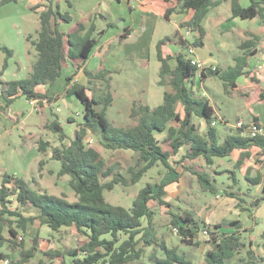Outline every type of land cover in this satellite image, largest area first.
Wrapping results in <instances>:
<instances>
[{
    "label": "trees",
    "instance_id": "16d2710c",
    "mask_svg": "<svg viewBox=\"0 0 264 264\" xmlns=\"http://www.w3.org/2000/svg\"><path fill=\"white\" fill-rule=\"evenodd\" d=\"M223 1H230L231 19H258L264 23V0H252L248 7H243L240 0L160 1V6L165 7L166 21L175 13L194 11L193 18L181 25V30L188 29L194 35V41H188L181 31L159 41L157 57L160 63L159 86L164 88L163 102L155 108L134 102L130 110L132 124L128 126H115L108 118V110L114 103L111 91L114 72L107 69L94 72L83 68L99 40L115 25L110 24L97 31L94 23L87 28L84 22L79 21L71 30L63 32L61 26L73 23L74 18L69 12H61L59 0H46L47 5L39 4L33 8V11L42 7L44 9L38 13L40 29L36 36L26 38V42L36 52L32 72L27 78L3 81L9 66L8 60L14 56V52L8 47H0L7 54L0 70V97L4 100V104H0V114L6 116L8 109L20 97L30 102L35 101L40 108L47 102L51 104L61 99L62 95L53 98L39 93L37 89L40 86H53L62 77L68 63L76 65V73L66 79L68 86L63 96L77 99L83 107V122L78 123L74 138L66 144L68 137L65 129L58 115L51 111L55 119L46 129L58 136L60 145L51 147L49 142L41 140L38 148L43 154L51 149L52 160L61 165L58 177H70L69 185L77 200L70 202L66 196L59 197L34 190L25 178L3 173L0 179V261L11 259L10 255L2 252L7 243L11 244L13 252L20 249L16 264L29 263L36 256L39 251V238H34L33 247L26 249L25 243L19 237L20 232L27 233L30 226L39 221L42 226H47L54 232L75 228L86 237V241L78 249L68 251L72 257L82 255L74 261L75 264H134L141 261L148 250L149 261L144 264H194L187 255L180 253L177 248L169 247L166 240L158 236L155 225L157 212L151 202H157L159 207L169 206L164 200L168 195L167 185L159 186L156 193L155 186L147 183L137 194L130 209L109 203L105 192L113 191L119 185L134 186L154 168L163 167L176 172L177 169L171 165V159L185 151L177 164L183 170L196 175L204 193H223L226 197L243 201L238 197L239 190H233L234 185H238L236 171H226L231 174L230 180L234 185L222 188L217 185L214 174L206 171V168L213 167L217 159L231 157L235 151H246L239 157L236 169L242 167L250 156L248 151L252 148H259L260 155L264 156V135L250 138L237 133L222 140L218 129L213 126L217 121L215 110L210 100L199 94L195 86L196 81H204L210 72L223 83L225 94L241 95L243 92L238 89V82L240 78L253 72L249 69L250 59L257 52L255 47L259 38L254 36L253 40L243 41L239 47L243 54L236 57L235 65L226 70L213 71L208 68L200 71L192 64L188 53L190 46L196 49L204 47L207 35L204 20ZM13 2L17 0H0V9ZM66 2L73 8L70 0ZM171 2L173 5L168 6ZM130 34L131 30L125 29L119 42L127 40ZM171 42L179 45L181 50L175 56H165L162 47ZM173 61L175 66L171 64ZM81 70L88 80L86 86L74 81ZM253 82L257 80L253 79ZM259 101L264 102V92L260 93ZM179 106L182 108L181 112L178 111ZM196 118L205 122L204 129L195 122ZM254 121L262 126L258 117ZM70 122L76 123L73 119ZM161 135L162 141L159 139ZM92 137L97 139L98 144L91 143ZM102 150L138 154L135 164L128 169L129 176L120 171L118 163L109 165ZM199 160L206 166H186V163L193 166ZM40 165L43 166L44 162ZM246 180L252 186H259L263 175L259 174L256 178L246 176ZM262 202L264 195L251 203V207L255 208ZM245 210L251 212V209ZM25 212H35V215L26 216ZM171 215V226L177 229L178 236L187 246H200V242L196 241L197 234L202 230L208 232L209 249L205 252L202 264H229L237 256H241L239 264H264V243L260 245L263 249L260 254L254 249L253 240L247 242L244 232L248 231L242 230L243 224L240 221H224L215 225L212 230V226L196 219L191 211H186L183 215ZM223 228L233 231H219ZM6 229L11 239L5 237ZM65 254L67 255L61 251H49L46 256L55 260ZM39 264L47 262L42 260Z\"/></svg>",
    "mask_w": 264,
    "mask_h": 264
},
{
    "label": "rangeland",
    "instance_id": "374dc122",
    "mask_svg": "<svg viewBox=\"0 0 264 264\" xmlns=\"http://www.w3.org/2000/svg\"><path fill=\"white\" fill-rule=\"evenodd\" d=\"M70 1L78 11L76 12L74 8H70L65 1L62 4L61 12H69L73 16V23L75 24L79 21L84 23L88 22L90 25L94 23L95 19L94 17L90 18V12L93 7H95L98 8V12L100 8H102L107 14L113 15L115 20L112 21L113 23L111 24L115 26L119 24V18H124L133 25V35L128 41L122 43V47L118 49V60L114 62V66H122L121 68L123 71L121 75L113 73L114 79L111 91L114 96V104L108 110V118L115 126H128L132 124L130 110L134 102L143 103L147 96V89L156 92L160 104L163 102L164 88L159 86L158 81L160 63L157 57V45L159 40L161 41L160 38H163L162 36L170 32L173 24L162 20L163 29L160 28V31L167 32H163L161 35L160 33L162 32L158 34L156 21H154L151 31L146 32L141 25L144 15L146 14L141 15L137 13L136 15H131V9L130 7L128 8L127 4L128 0H124L121 4L115 1L111 10L108 9L104 3L101 5L99 0ZM129 1L131 6L141 10L140 0ZM29 6L27 0H17L15 3L13 2L5 5L0 12V26L3 27V30L7 31L6 33L10 36L6 37L7 41L5 42L12 46L14 49L10 47L9 49L15 50L16 53V56L8 60L9 66L3 77L5 82L25 79L32 72L34 55L31 54V56H29L28 52L24 51V45H28L27 47H29L30 50H33L34 53L36 52L30 43H26L25 40L23 43L21 42L22 40L19 33V31L22 30L25 36L35 37L37 33L36 28L37 30L40 29L39 16L36 14L37 12L33 11ZM82 11L84 14H88L86 17L88 19L84 21L82 20ZM221 12H223V17L226 18L225 23L213 27L214 24L210 20L208 26L209 18L211 19V17L218 13L215 10L211 12L208 20L204 22L205 27L207 28L208 26L210 31V41L206 40L205 48L198 49V51L197 49L195 50L194 58L198 57L197 59L204 63L205 67L208 69L211 63L205 60L202 55L211 50L217 56L218 67L227 68L229 65L235 63V56L241 54L239 45L244 40L250 38V31L261 34L258 37L259 40L257 43L261 52L264 53L263 24L260 23L256 26L253 25L256 21H240V19L229 20L231 19L229 14H227L229 11L225 7L221 8ZM103 22V20H99L98 18L95 24H98L100 28L103 24L105 25ZM115 26L109 28L110 33L104 39L105 41L103 40L104 42L109 43L112 40L116 33V31L112 32ZM249 26L251 30L248 28ZM106 27L107 25L105 28ZM64 29L66 28L64 27ZM68 31L69 30H67V32ZM183 32L184 37L188 41H194V35H192L188 29H183ZM216 40L219 41V44H222L220 45L221 48H215L214 41L216 42ZM118 45L119 44H117V46ZM0 47L2 46L0 45ZM125 56L130 57V59H127ZM263 56L264 55L259 56L258 54V56L255 57V61H257V63L259 62L260 65L264 64ZM6 59L7 54L3 50H0V70ZM143 63H146L147 67L142 66ZM108 66L109 64L106 65V63H104L99 69H91V71L97 72L101 69L110 70ZM254 69L255 70L252 71L255 73L251 79H257L259 85L250 81L249 83L242 84L240 90L243 93L241 95L237 93L231 96L225 94L223 83L210 72H208V79L205 84H202L200 80L196 81L195 88L199 94L208 91L217 109L220 108V106L223 107L220 108V113L224 114L222 116L223 120H229L228 126L232 134L233 131H236L235 126H237L238 120H243L245 125L252 123L254 114H252L250 107L251 105L256 106L258 103V95L254 92V88L259 86L264 89V70L259 71L258 68ZM83 77L85 78V76ZM207 85L210 89L209 87L207 88ZM125 86L128 88H137V90L140 91L137 93L134 89L127 93L126 89L128 88ZM217 94L220 95V97ZM0 98L2 99V97ZM61 98H65L63 94ZM61 100L59 99V105H55L56 101H58L56 100L54 101L55 103H48L43 108H40L38 104H36L35 109L30 101L24 97H20L16 99L14 104L8 109L6 116L0 114V121L4 123V126L0 127V179L1 175L5 172L15 174L30 182L32 181L31 186L34 190L38 191L42 189L54 196H66L70 202H75L77 199L69 185L70 177H58L61 165L58 161L52 160L51 149H49L47 154H43L38 148V142L41 140L49 142L51 147L60 145L58 136L46 129L47 125L55 119L51 111L58 115L59 121L64 124L66 128L65 134L68 139L65 140V143L69 144L70 139L74 138L78 124H70V119H75L74 116H76L75 114L77 112H75V110L81 109L73 99ZM248 102H250V106ZM0 103L2 102L0 101ZM157 105L158 103L156 102V106ZM60 108L62 110L59 112L58 109ZM231 109H234V111L230 112ZM178 111H182L181 106L178 107ZM195 122L201 125V120L198 118L195 119ZM217 122L218 131L223 132L224 125H226L225 122L224 125L219 120H217ZM10 124L11 127L13 125L12 128H9ZM4 127L5 129H3ZM205 127L206 125L204 127L201 126L202 129ZM159 139L162 141L163 136H159ZM91 143L98 144L97 139L92 137ZM102 151L109 165L118 163L120 165V171L127 177L129 176L128 169L135 164L138 154L129 151ZM253 154V157L249 158L240 169H236L238 161L237 156L217 159L213 167L206 168V171L214 174V177L217 179V185L222 188L228 185H234L233 181L230 180L231 174L226 171H236L238 185H234L233 190L236 192L239 190L238 197L243 199L244 202L228 198L223 193H220L221 197L219 198L217 197L218 195L204 193L198 184L196 175L183 170L180 165L177 164L181 159V155L171 159V165L174 169H177L176 172L165 170L163 167L154 168L138 184L131 187L116 186L115 190L106 191L105 196L107 201L112 205L130 209L137 194L147 183H152L155 186L156 193L159 191V186L167 185L166 189L168 195L164 200L169 206L159 207L157 202H151L152 207L157 212L155 225L158 236L164 238L169 247L177 248L180 253L187 255L194 264H202L204 262L205 252L209 249L208 242L210 238H206L203 233H200L196 238L198 242L202 243L200 246L190 247L185 245L171 226V213L183 215L186 211H191L195 214L196 219L212 226V230H214L215 225H220L224 221H242L245 228L250 230L244 232L247 242L249 240L255 242L261 241V236L264 233V213L257 214L256 211L249 213V211L245 210L253 209L251 203L255 202L256 199L261 196L262 192V186H252L246 180V176L249 177V174H247L249 169L264 172L263 164L258 162L260 156L257 155V152ZM42 161L44 162L43 166L40 165ZM197 165L204 164L201 160L194 163L193 166L186 163V166L191 168H197ZM255 171L253 175L256 174ZM215 172L217 174H215ZM179 173L182 174L178 175ZM249 189L252 190L249 191ZM25 215H35V212H25ZM20 236L25 243L26 249H31L34 245V238H39V251L30 264H39L42 260L46 261L47 264H62L63 262L66 264H75L74 261L81 258L82 255L72 257L68 254V251L78 249L80 245L86 241V237L81 235L75 228H64L60 232H54L49 227L42 226L38 222L30 226L27 233L20 232ZM5 237L11 239L7 229L5 231ZM22 241L18 240V242ZM11 247V244L7 243L6 246L2 248V252L10 255V261L16 264L19 259L20 249H17V251L13 253ZM49 251H61L62 253H67V255L65 254L64 257L61 256L55 260H50L46 256V253H49ZM149 254L150 250H148L147 255L141 261H137L134 264L148 263ZM240 257L241 256H237L229 264H239ZM0 264H3V262H0Z\"/></svg>",
    "mask_w": 264,
    "mask_h": 264
},
{
    "label": "crops",
    "instance_id": "0c3cea01",
    "mask_svg": "<svg viewBox=\"0 0 264 264\" xmlns=\"http://www.w3.org/2000/svg\"><path fill=\"white\" fill-rule=\"evenodd\" d=\"M66 0H59V3H60V5H61V7H62V4L65 2ZM115 1H117V3H119V4H121L124 0H99V2L101 3V5L104 3L105 4V6L108 8V9H112L113 8V4H114V2ZM160 1L161 0H156V1H152V0H140L139 2L141 3V10L140 9H137V8H134L133 6H131L130 5V1L128 0L127 1V4H128V8L130 7V9H131V15H136L137 13H140L141 15H144V14H146V15H144V18H143V21H142V27H143V30L144 31H146V32H148V31H151V29H152V23L154 22V21H156V25H157V31H158V34H159V32H162V33H160L161 35L163 34V32H167V31H160L161 29L160 28H162L163 29V22H162V20L163 21H165V22H168V23H171V24H173V27H172V29L170 30V32L168 33V34H165L164 36H162L163 38H165V37H168V36H171V35H173L175 32H177V31H181V34L183 35L184 34V32H183V30H181V25L183 24V23H187V22H189L192 18H193V15H194V11H190V12H188V13H185V14H173L171 17H170V20L169 21H166V20H164V10H165V7H161L160 6ZM214 1H218V0H214ZM256 1H262V0H256ZM27 2L29 3V8H31V9H33V8H35L37 5H39V4H44V5H47L48 4V2H46V0H27ZM240 2H241V4H242V6L243 7H248V6H250L251 5V3H252V0H240ZM171 5H173V3L171 2V3H169L168 4V6H171ZM4 7V6H3ZM2 7V8H3ZM223 7H225V8H227L228 9V11L229 12H227V14H229V16H230V18H231V16H232V14H231V4H230V1H223L220 5H218V6H216L215 8H213L211 11H210V13L208 14V16H207V18L204 20V22L206 21V20H208V18H209V16H210V14H211V12L213 11V10H215L216 12H218V13H216V15L215 16H213V17H211V19L209 18V21H208V26H209V22H210V20L212 21V23L214 24V26L213 27H217L219 24H223V23H225V21H226V18H224L223 17V12H221V8H223ZM1 8V9H2ZM73 8L75 9V11L77 12L78 10L75 8V6H73ZM1 9H0V12H1ZM44 8L42 7V8H40V9H38V10H36V14L39 16V12L40 11H42ZM98 10V8H95V7H93V9H92V11L90 12V15H91V17L90 18H92V17H94V24L98 21V18H99V20H103L104 22L103 23H105V25L103 24L100 28L98 27V24H95L96 25V30L97 31H100V30H103V29H105V26L107 25H110L111 23H113L112 21H114L115 19H114V16L113 15H110V14H107L104 10H102V8H100V10H99V12L97 11ZM83 15H82V20L84 21V20H86V19H88V18H86L87 16H88V14H84V12L82 11L81 12ZM226 14V13H225ZM108 16V17H107ZM150 20H149V19ZM229 20H236V19H229ZM240 21H256V22H254V24L253 25H259L260 23L261 24H263L264 25V23L261 21V20H258V19H255V20H241L240 19ZM0 22H1V15H0ZM118 22H119V24H116V26L115 27H117V28H115V27H113L114 29L112 30V32H114V31H116V33L114 34V36H113V38H112V40L109 42V43H106V42H104L105 40V38L107 37V35L110 33V30L108 29L107 30V32H106V34L103 36V38H101L100 40H99V44L95 47V49H94V51H93V53H92V55H91V57H90V59L86 62V64H84L83 65V68H86V69H89V70H91V69H99L102 65H104V63H106V65L107 64H109V69H110V71H113L114 72V74H120L121 75V73H122V71H123V69L121 68L122 66H114V62L116 61V60H118V49L120 48V47H122V43H124V42H126V41H128L129 39H130V37L133 35V33H134V28H133V25L131 24V22L130 21H127L126 19H124V18H119V20H118ZM85 25L87 26V28H89L90 26V24L88 23V22H85ZM203 25H204V23H203ZM75 26V23H71L70 25H62L61 26V30L63 31V32H67V30H71L73 27ZM208 26H207V28L205 27V25H204V28H205V30H206V32H207V35H206V37H205V44H204V47L203 48H205L206 47V42L207 41H210V38H209V35H210V31H209V28H208ZM250 26H252V25H250ZM248 27L249 29L251 28V27ZM64 27L66 28V29H64ZM258 28H260V27H258ZM125 29H129V30H131V34H130V36H129V38L127 39V40H125V41H123V42H119V40H120V37H121V35H123L124 33H125ZM251 30V29H250ZM39 30H37V28H36V32H38ZM7 31H4L3 30V27H1L0 26V45L3 47V46H5V47H10V48H13L12 46H10V45H8L7 44V42H5V41H7V39H6V37H8L9 35L6 33ZM19 33H20V36H21V42L23 43L24 42V40L26 41V38L28 37V36H25L24 35V33L22 32V30H20L19 31ZM249 35H250V38L249 39H247V40H253V37L255 36V37H259L261 34H259V33H256V32H253V31H250L249 32ZM10 37V36H9ZM163 38H160L161 40L163 39ZM104 40V41H103ZM207 40V41H206ZM160 41V40H159ZM244 41H246V40H244ZM218 42V43H217ZM2 43V44H1ZM27 43V42H26ZM117 44H119L118 46H117ZM7 45V46H6ZM220 45H222L221 43L219 44V41L218 40H216V42L214 41V46H215V48L216 49H218V48H221L220 47ZM241 45V44H240ZM240 45H239V47H240ZM28 45H24V51H27L28 52V55L29 56H31V54L32 55H34L33 57H34V59H35V56H36V53H34V51L33 50H30V48L29 47H27ZM256 54L250 59V68L249 69H252V70H255L254 68H258V70L259 71H262V70H264V64H262V65H260L259 64V62L257 63V61H255V57H257L258 56V54H259V56H262V55H264V53L263 52H261V49L258 47V43H256ZM14 49V48H13ZM12 50V49H11ZM162 50H163V54L165 55V56H175V55H177L179 52H180V50H181V48H180V46L179 45H177L176 43H173V42H171V43H168V44H166L165 46H163L162 47ZM239 50H240V48H239ZM14 51V56H16V53H15V50H13ZM197 51H198V49H197ZM223 51V50H222ZM243 54V51L241 50V54H238L237 56H235V58L236 57H238V56H240V55H242ZM13 56V57H14ZM125 57H127V56H125ZM202 57L205 59V60H207V61H210V63H211V65H210V67L211 66H216V68L217 69H223V70H226V69H228L229 67H231V66H234L235 65V63L234 64H231V65H229L227 68H220V67H218V59H216V54L213 52V51H207L206 52V54H204V55H202ZM264 57V56H263ZM198 58V57H197ZM235 58H234V61H235ZM12 59V58H11ZM127 59H130V57H127ZM105 61V62H104ZM173 66H175V62L173 61L172 63H171ZM204 64V63H203ZM113 65V66H112ZM142 66H145V67H147V64L146 63H143L142 64ZM111 68H114V69H111ZM8 69V68H7ZM76 70H77V67H76V65H72V64H70V63H68L67 65H66V67H65V69H64V71H63V75H62V77H60L58 80H57V82L53 85V86H51V87H49V86H40L38 89H37V91L39 92V93H42V94H47L49 97H53V98H55V97H57V96H59V95H62V94H64V92H65V90H66V88H67V86H68V84H67V81H66V79H67V77H69V76H72V75H74L75 73H76ZM6 72V71H5ZM254 71L249 75V76H243L242 78H240V80H239V82H238V86H239V90L241 89V87H242V84H244V83H249V81L250 82H253V79H251L252 78V76L254 75ZM5 74V73H4ZM83 76H85V74L83 73V71L81 70L80 72H78L77 73V75L75 76V79H74V81L75 82H78L79 84H81V85H84V86H86L87 84H88V80H87V77L85 76V78L83 77ZM4 77V76H3ZM83 77V78H82ZM3 79V78H2ZM85 79V80H84ZM113 79H114V76L112 75V81H111V86L113 87V85H112V83H113ZM208 79V77L204 80V81H202V84H205L206 83V80ZM250 79V80H249ZM254 80H257V79H254ZM3 81H4V79H3ZM159 81V80H158ZM5 82V81H4ZM255 83H257V85H259V81L257 80V82H255ZM125 87H127V86H125ZM209 86L207 85V88H208ZM128 88V87H127ZM135 89V91L138 93L139 91L137 90V88H132V87H130V88H128V89H126V91H127V93H129V92H131L132 90H134ZM209 89H210V87H209ZM254 92L258 95V103H257V105L256 106H252L251 104V107H250V109L252 110L251 112H252V114H254V116H253V121H252V123H255V121H254V119L256 118V117H258V119H259V122L261 123V125L264 127V102H260L259 101V96H260V93H262V92H264V89L263 88H260L259 86H257V87H255L254 88ZM1 93V92H0ZM124 93H126V92H124ZM202 95H204V96H206L209 100H210V103H211V105H212V107L214 108V110H215V113H216V116H217V120H219L221 123H223V125H224V122H225V124L226 125H224V130H223V132H219V135H220V137H221V139L223 140L225 137H227V136H230V135H234V134H237V133H240V131H239V129L237 128V126H235V130L236 131H233V134H232V131H231V129L229 128V120H227V121H225V120H223L222 118V116L224 115V114H221L220 113V108L222 107V106H220V108H218L217 109V107L214 105V103H213V100H212V98H211V95L209 94V92L208 91H206V92H204V93H202ZM218 95V94H217ZM219 97H220V95H218ZM62 99V100H61ZM60 100L61 101H63V100H66V99H73L75 102H76V104L78 105V107L81 109V110H79V109H77V110H75V112H76V116H74V118L75 119H73L75 122H76V124H78V123H82L83 122V117H84V111H83V107L80 105V103L77 101V99L76 98H74V97H70V98H61ZM157 100V101H156ZM0 101L2 102V103H0V104H4V100H3V98L1 99L0 98ZM59 100L58 101H56V104L55 105H59ZM143 102V101H142ZM156 102L158 103V105H160V101H159V99H158V97H157V94H156V92H154V91H150L149 89H147V96H146V99H145V101L143 102L144 104H147V105H152L153 106V108H155V107H157L156 106ZM33 103V104H32ZM55 103V102H54ZM142 103V104H143ZM249 103L250 102H248V105H249ZM31 104L34 106V108L36 109V102L35 101H32L31 102ZM46 104H48V102L47 103H45V105ZM114 104V103H113ZM44 105V106H45ZM249 105V106H250ZM151 106V107H152ZM223 108V107H222ZM59 110V112H60V110H62L61 108L60 109H58ZM231 111H234V109H231L230 110V112ZM67 112H68V110H67ZM56 114V113H55ZM226 115V114H225ZM240 115V114H239ZM200 120V119H199ZM238 122H243V120H238ZM237 122V123H238ZM216 123V128H217V121L215 122ZM70 124H75V123H70ZM245 124V123H244ZM251 124V123H250ZM63 125V127H64V124H62ZM206 124H205V122L204 121H201V126L202 127H204ZM246 125H249V124H246ZM2 126H4V123H3V121L1 122L0 121V127H2ZM12 127H13V125H12ZM11 127V124L9 125V128H12ZM6 128H7V126H6ZM3 129H5V127L3 128ZM64 129H65V131H66V128L64 127ZM0 131H1V128H0ZM246 151H235L233 154H232V156L231 157H234V156H237L238 157V159H239V157L243 154V153H245ZM255 152H257V155L258 156H260V158H259V161L258 162H261L262 164H263V170H264V156H261L260 155V149L259 148H252V149H250L249 151H248V153L250 154V156L245 160V162L249 159V158H251V157H253V153H255ZM182 154H184V151H182L179 155H182ZM178 155V156H179ZM245 162H244V164H245ZM243 164V165H244ZM242 165V166H243ZM255 170L254 169H249L248 171H247V174H249V177L250 178H256L259 174H262L263 175V181H262V183L259 185V186H262V192H261V196L260 197H262V195H264V191H263V187H264V172L263 171H260V170H257V171H255L256 172V174L255 175H253V172H254ZM27 180V179H26ZM28 182H30L29 180H27ZM32 182V181H31ZM31 182H30V184H31ZM35 183V182H34ZM40 191H43L42 189H39ZM252 189H249V191H251ZM218 198L219 197H221L220 196V194H218V196H217ZM259 197V198H260ZM229 198V197H228ZM231 199H234V198H231ZM235 200V199H234ZM253 209H255V210H253ZM253 209H251V212L253 213V212H257V214H262V213H264V202H262L259 206H257V207H255V208H253ZM247 211V210H246ZM251 212H249V213H251ZM252 219V218H251ZM37 222L38 223H40L39 221H36L34 224H37ZM241 223L243 224V222L241 221ZM242 230H247L246 228H245V226H244V224H243V229ZM204 231L205 230H202L200 233H203V235H204ZM219 231H221V232H231V231H233V229H228V228H223V229H221V230H219ZM247 231H250V230H247ZM200 233H198L197 234V236L200 234ZM263 235H264V233L262 234V236H261V238H262V240L260 241H258V242H255V241H253L254 242V249H256V251L258 252V253H260V254H262L263 253V249H262V247L260 248V245H262L263 243H264V239H263ZM197 236H196V238H197ZM204 237H206L205 235H204ZM19 238H22L21 236L19 237ZM206 238H210V237H206ZM196 241H198L197 239H196ZM200 244H202V243H200ZM209 245V244H208ZM13 253H15V252H13ZM14 257V256H13ZM36 257V256H35ZM34 258H32L31 260H30V262L29 263H26V264H30L31 262H32V260H33ZM0 262H2V261H0Z\"/></svg>",
    "mask_w": 264,
    "mask_h": 264
},
{
    "label": "built area",
    "instance_id": "2783aa9c",
    "mask_svg": "<svg viewBox=\"0 0 264 264\" xmlns=\"http://www.w3.org/2000/svg\"><path fill=\"white\" fill-rule=\"evenodd\" d=\"M195 50H196V48H194L192 46L189 47L188 53L190 55L191 62L193 65L198 67V69L200 71H205L207 69L205 67V65L199 59L194 58ZM209 68L212 69L213 71L217 70L216 66H211ZM215 125H216V123H213V126H215ZM237 128L239 129L240 134L243 136H246V137L256 138L259 135H264V127L260 126L256 123H251L249 125H245L243 122H238ZM174 231L177 233V229H174ZM204 235L206 237H209V234L207 231H204ZM19 239L22 240V238H19ZM2 262H3V264H11V262L9 260H4Z\"/></svg>",
    "mask_w": 264,
    "mask_h": 264
}]
</instances>
